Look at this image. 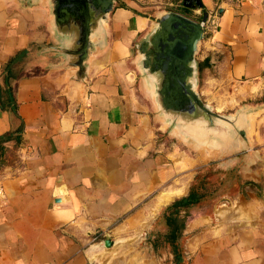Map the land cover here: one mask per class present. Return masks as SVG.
Returning <instances> with one entry per match:
<instances>
[{"label": "crops", "instance_id": "0c3cea01", "mask_svg": "<svg viewBox=\"0 0 264 264\" xmlns=\"http://www.w3.org/2000/svg\"><path fill=\"white\" fill-rule=\"evenodd\" d=\"M201 1L117 0L106 47L75 85L44 50L57 43L47 1L0 0V264H264L260 211L229 220L227 204L212 212L201 201L180 209L181 231L169 224L210 158L159 116L135 44L160 11L198 22L208 13L213 28L197 55L203 99L264 77V0Z\"/></svg>", "mask_w": 264, "mask_h": 264}, {"label": "water", "instance_id": "95a60500", "mask_svg": "<svg viewBox=\"0 0 264 264\" xmlns=\"http://www.w3.org/2000/svg\"><path fill=\"white\" fill-rule=\"evenodd\" d=\"M22 1L35 4L41 0ZM46 1L57 43L44 44V50L60 58L58 68L71 70L72 83L82 85L89 73L87 60L91 52L106 47L105 23L117 0ZM183 4L203 8L201 0H183ZM207 19L208 13L198 22L174 10L160 11L135 44L136 66L159 116L173 135L193 143L215 159L250 151L257 154L250 132L251 115L259 107L245 105L235 113L224 114L216 111L199 92L197 55L206 37ZM215 57L213 53L212 66ZM105 236L103 244L112 246L111 234Z\"/></svg>", "mask_w": 264, "mask_h": 264}, {"label": "rangeland", "instance_id": "374dc122", "mask_svg": "<svg viewBox=\"0 0 264 264\" xmlns=\"http://www.w3.org/2000/svg\"><path fill=\"white\" fill-rule=\"evenodd\" d=\"M184 15L192 19H199L194 15ZM36 54L39 55L38 52ZM202 55L201 50L198 59ZM211 101L210 104L214 106L216 111L224 114L235 113L245 105L259 107V110L251 115L253 127L250 132L253 149L257 150L258 153L250 151L230 158L215 159L204 151L207 157L210 158V163L199 168L197 173V175L205 173L204 175L208 181L207 195L201 203L205 205V210H212V212L214 208L226 206L227 204L230 209L224 212L223 218L229 220L236 217L252 220L253 217L256 218L259 211L262 218H264V77L253 83H243L236 86L233 84L228 85L226 89L215 93V98ZM175 138L194 145L181 137L176 136ZM194 147L199 150L196 146ZM236 168L240 175L238 177L229 173ZM247 181L256 183L258 187L244 185ZM255 198H259V201L254 203L252 209L241 208V211L236 213L232 211L234 209L233 205L237 204L239 200L244 203L249 201L253 205ZM158 256L167 263L171 260V255L159 254Z\"/></svg>", "mask_w": 264, "mask_h": 264}, {"label": "trees", "instance_id": "16d2710c", "mask_svg": "<svg viewBox=\"0 0 264 264\" xmlns=\"http://www.w3.org/2000/svg\"><path fill=\"white\" fill-rule=\"evenodd\" d=\"M209 64H210V58L205 59L200 63V69L208 66ZM204 174L205 173H200L199 175L196 176L194 183L191 186L190 193L186 197L173 203L172 207H174L175 211L173 214V218L169 219V224L174 230L177 229L178 231H181V229L185 225L184 222L178 218L180 209L183 207H190L193 205H197L202 201V199L206 197L207 189H208V185H207L208 181ZM176 256H177V260L180 261L181 263L183 260L182 255L176 254Z\"/></svg>", "mask_w": 264, "mask_h": 264}, {"label": "flooded vegetation", "instance_id": "af4514ba", "mask_svg": "<svg viewBox=\"0 0 264 264\" xmlns=\"http://www.w3.org/2000/svg\"><path fill=\"white\" fill-rule=\"evenodd\" d=\"M229 173H231L235 177L240 176L239 173H238V169L237 168L235 170H232ZM244 185H247V186L249 185L248 187H251V186L258 187V185L256 183L252 182V181H247L246 183H244Z\"/></svg>", "mask_w": 264, "mask_h": 264}, {"label": "built area", "instance_id": "2783aa9c", "mask_svg": "<svg viewBox=\"0 0 264 264\" xmlns=\"http://www.w3.org/2000/svg\"><path fill=\"white\" fill-rule=\"evenodd\" d=\"M214 21L212 20V23L210 24V22H209V17H208V19H207V21H206V23H205V28H206V30L207 31H212V28H213V23Z\"/></svg>", "mask_w": 264, "mask_h": 264}]
</instances>
